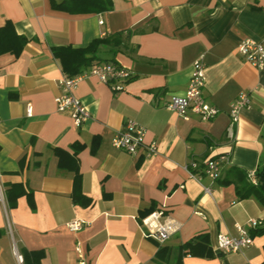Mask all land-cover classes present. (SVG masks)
Returning a JSON list of instances; mask_svg holds the SVG:
<instances>
[{"label": "crops", "instance_id": "crops-1", "mask_svg": "<svg viewBox=\"0 0 264 264\" xmlns=\"http://www.w3.org/2000/svg\"><path fill=\"white\" fill-rule=\"evenodd\" d=\"M111 1L108 11L69 13L50 0H0V26L10 21L28 39L19 55L0 54V264H22L15 253L22 258L23 250H41L39 264H175L178 246L200 233L208 234L215 255H185L181 264H260L264 234H254L248 219L263 226L264 203L254 196L241 200L233 184L221 182L231 167L247 174L263 162L264 66H249L236 45L243 39L264 45V0ZM115 32L124 42L102 45L97 55L132 76L118 92L94 75L81 79L74 94L90 114L76 127L69 112L55 107L64 73L51 48L83 47ZM200 54L203 94L219 109L207 121L191 112L181 118L165 106L184 91ZM240 92L250 101L231 123L230 103ZM127 119L144 127L146 142L156 143L153 155L111 145ZM75 143L82 145L75 154L81 194L90 200L82 206L71 199L73 172L59 167L54 155V148L72 155ZM218 154L227 156L218 179L188 176L189 159ZM13 183L31 192L32 205L23 194L7 207L3 190ZM149 209L179 225L162 244L141 232ZM74 219L85 223L77 231L66 226ZM237 226L248 229L252 244L216 252V235H235ZM163 246L168 253L161 261L155 254Z\"/></svg>", "mask_w": 264, "mask_h": 264}, {"label": "built area", "instance_id": "built-area-1", "mask_svg": "<svg viewBox=\"0 0 264 264\" xmlns=\"http://www.w3.org/2000/svg\"><path fill=\"white\" fill-rule=\"evenodd\" d=\"M102 20L99 21L101 23ZM237 52L243 57L249 66L261 69L264 66V45L259 41L252 39H243L236 45ZM204 60L203 56L197 55L192 61L191 73L184 91L181 94H174L166 103V108L175 112L181 118H187L188 112L196 114L200 120L207 121L214 118L219 109L210 104L203 94L204 86ZM131 70L117 62L100 61L83 68L77 74L72 76L63 74L57 81L59 93L54 96V103L57 111H67L70 114L73 125L79 127L89 118V112L84 104L74 94L77 83L89 76H96L103 84H107L111 91L118 92L124 90L125 82L132 76ZM250 99L246 92H240L239 95L230 103L229 116L231 123L237 121L239 111L242 107L248 105ZM31 105L28 103L25 108L27 116L31 115ZM145 129L134 119H127L122 128L116 131L111 138V145L114 148L123 150L131 155H137L142 152L148 157L156 152V143L154 141L146 142L144 140ZM227 162V156L224 154L208 155L201 162L189 159L185 169L189 177L201 181L204 176L216 180L221 173L222 166ZM255 172H248L247 176L251 183H256ZM205 192L210 189L203 186ZM0 196L2 192L0 189ZM84 221L74 219L66 223L71 231L79 230ZM259 221L248 219L250 228H256ZM141 232L146 237L153 238L158 243H164L179 227L178 223L162 213L160 210H154L145 215L140 220ZM253 237L248 229L237 226L235 235L218 233L216 235V252L225 254L244 250L252 244ZM78 250V249H77ZM13 251H15L13 247ZM16 259L21 263L22 258L15 253ZM78 264H85L83 259H79Z\"/></svg>", "mask_w": 264, "mask_h": 264}, {"label": "trees", "instance_id": "trees-1", "mask_svg": "<svg viewBox=\"0 0 264 264\" xmlns=\"http://www.w3.org/2000/svg\"><path fill=\"white\" fill-rule=\"evenodd\" d=\"M51 6L55 9L63 10L69 13H98L108 11L112 9L111 0H50ZM28 39L21 34H18L12 23L6 21L5 24L0 26V54L11 53L15 56L19 55L23 47L27 43ZM124 42L120 32H115L113 35H103L102 37L92 39L86 46L72 47L70 45L55 46L51 48L53 56L59 61L61 69L64 74L72 76L77 74L83 68L90 66L93 63L105 61L98 55V49L102 45L106 46H118ZM114 62V61H111ZM95 141L93 146H95ZM73 154H68L67 151L61 148H54V155L58 158V166L73 172V188L71 192V199L73 203L87 205L90 200L83 194H81L80 187V174L78 171L77 160L75 154L80 151L82 145L75 143L72 145ZM94 150V147L92 151ZM22 166L23 160H20ZM256 177V183L250 182L247 174L236 167L228 169L225 178L222 180V184H233L235 193L241 200L249 196L256 197L259 201L264 203V155L262 166L254 173ZM232 175V176H230ZM219 178V177H218ZM217 178V179H218ZM4 198L7 207L15 206L17 197L26 194L31 203V192L28 191L24 184L13 183L3 190ZM147 210L143 215L150 213ZM254 234H264V225L256 227ZM3 235V230L0 228V236ZM168 249L161 247L156 252L155 257L161 261L166 260L167 256L165 252ZM264 254V253H263ZM22 264H39L43 252L41 250L36 251H21ZM185 255L198 256L211 258L215 255L209 244V236L207 233H200L178 246V256L175 264H181L180 260ZM260 264H264V259Z\"/></svg>", "mask_w": 264, "mask_h": 264}]
</instances>
